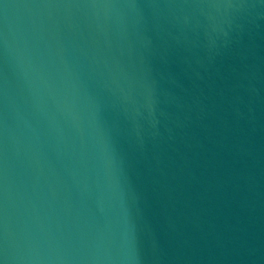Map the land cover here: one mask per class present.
<instances>
[{"label":"water","instance_id":"water-1","mask_svg":"<svg viewBox=\"0 0 264 264\" xmlns=\"http://www.w3.org/2000/svg\"><path fill=\"white\" fill-rule=\"evenodd\" d=\"M0 264H264V0H0Z\"/></svg>","mask_w":264,"mask_h":264}]
</instances>
